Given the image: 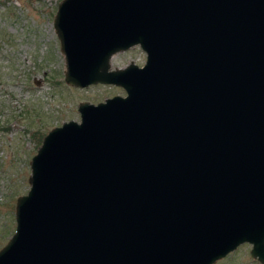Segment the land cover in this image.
I'll return each instance as SVG.
<instances>
[{
  "label": "water",
  "instance_id": "95a60500",
  "mask_svg": "<svg viewBox=\"0 0 264 264\" xmlns=\"http://www.w3.org/2000/svg\"><path fill=\"white\" fill-rule=\"evenodd\" d=\"M79 101L48 129L0 264H264V0H60ZM138 45L142 64L110 67Z\"/></svg>",
  "mask_w": 264,
  "mask_h": 264
},
{
  "label": "rangeland",
  "instance_id": "374dc122",
  "mask_svg": "<svg viewBox=\"0 0 264 264\" xmlns=\"http://www.w3.org/2000/svg\"><path fill=\"white\" fill-rule=\"evenodd\" d=\"M60 0H0V247L14 230V202L28 188L29 159L44 133L79 119V101L96 103L121 86L66 83L52 20ZM138 45L113 53L110 67L142 64ZM243 242L213 264H260Z\"/></svg>",
  "mask_w": 264,
  "mask_h": 264
},
{
  "label": "flooded vegetation",
  "instance_id": "af4514ba",
  "mask_svg": "<svg viewBox=\"0 0 264 264\" xmlns=\"http://www.w3.org/2000/svg\"><path fill=\"white\" fill-rule=\"evenodd\" d=\"M237 247V246H236ZM234 250V249H233Z\"/></svg>",
  "mask_w": 264,
  "mask_h": 264
}]
</instances>
